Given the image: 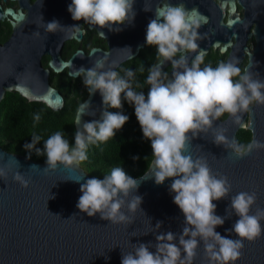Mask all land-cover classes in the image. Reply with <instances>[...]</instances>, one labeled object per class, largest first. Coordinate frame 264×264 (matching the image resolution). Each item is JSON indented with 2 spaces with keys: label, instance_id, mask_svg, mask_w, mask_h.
<instances>
[{
  "label": "water",
  "instance_id": "95a60500",
  "mask_svg": "<svg viewBox=\"0 0 264 264\" xmlns=\"http://www.w3.org/2000/svg\"><path fill=\"white\" fill-rule=\"evenodd\" d=\"M226 1L228 12L224 24L221 16ZM238 2L244 9L242 19L237 18L233 0H218V3L213 0H134V19L118 25L120 31L100 29L87 23L88 27L94 26L98 34L104 32L107 52L92 47L88 55H83L81 50H77L68 61H63L58 56L61 41L70 36L79 39L81 34L80 29L72 32L73 19L68 12L71 0H35L30 5L28 0H18L25 13L19 9L17 13L12 12L11 8H4V12L0 9L1 19L9 12L16 20L12 22L7 18L11 22L12 33L0 46V101L6 92L15 91L28 101H42L53 110L62 108V96L56 88L46 83L47 69L39 67V53L49 52V64L55 70L68 65V72L72 76L77 75L81 66L90 68L100 58L105 59L106 67L114 65L137 51L146 36L147 24L155 17V9L165 4L183 5L189 13V21L198 23L197 31L202 38L197 43L201 49L206 50L209 44L215 45L221 41L219 49L222 51L231 43L229 38L233 34L235 42L225 62L238 64L243 51H247L244 40L253 32L256 45L253 47L251 44L252 52H248L245 69L252 73L253 78L264 79V0ZM207 18V23L203 25L202 21ZM52 20L66 27L49 33L44 23ZM252 21L254 28L248 32ZM191 54L195 55L189 52V59L192 58ZM171 71L172 68L169 70L170 76ZM85 101L91 103L95 115H82L76 124L77 110ZM102 110L99 92L88 93L76 108L73 120L75 130H82L84 122L100 120ZM239 115L241 124H235L228 114L224 120L215 121L213 129L193 138L188 146V153L193 158L205 157L213 174L225 175L231 183L229 196L213 201L217 205L216 214L225 219L224 224L215 230L231 239L238 237L226 230H230L239 219L230 208L231 196L242 191L255 192L257 199L250 214L255 213L257 208L264 209V149L253 150L249 155L238 158L231 150L213 142L216 125L226 129V135L235 140L238 129L248 125L252 132L249 143L253 136L264 141V105L254 103L247 112ZM150 166L151 162L141 176L135 177L140 182L138 189L132 193L142 197L140 207L143 211L138 208L134 214L127 213L132 217L130 224H113L101 219L99 213L90 217L76 207L82 195L80 184L93 177L80 164L66 167L58 163L55 170L45 173L46 162L7 151L0 145V167L7 172L6 179L0 177V264H121L122 252L132 251L133 244L148 242L152 245L149 250L154 252L156 235L171 231L178 236L185 218L173 202L174 193L169 191L172 178L157 185L154 177L150 176ZM17 171L29 180L27 188L13 180ZM128 199H131V195ZM124 211L127 212V209ZM73 215L75 218L68 219ZM157 222H161L159 229L155 227ZM261 225L264 229V220ZM242 252L235 264H264V232L252 242L245 240ZM197 253L193 264H208L202 242Z\"/></svg>",
  "mask_w": 264,
  "mask_h": 264
},
{
  "label": "clouds",
  "instance_id": "9594fccd",
  "mask_svg": "<svg viewBox=\"0 0 264 264\" xmlns=\"http://www.w3.org/2000/svg\"><path fill=\"white\" fill-rule=\"evenodd\" d=\"M133 5L134 0H71L68 12L74 21L82 20L100 29L120 31L118 25L134 19ZM44 25L49 33L66 27L57 20ZM198 27L197 22L189 21V13L183 5L157 7L155 18L146 27L145 41L155 47L157 61L148 68L147 95L134 90L133 70H125V76L120 77L114 65L106 67L105 59H97L90 68L81 66L78 75L90 95L99 92L103 105L101 119L84 122L82 130L75 131L71 147L61 131L44 140L43 150L36 147L41 141L36 134H32L31 142L24 145L28 150L35 149L38 155L46 154L45 173L55 170L58 163L66 167L80 164L87 160L90 145L115 137L128 121L129 117L122 112L108 110L123 107L122 93L123 100L134 106L143 137L151 142L150 176L157 185L172 178L169 191L174 193L173 202L185 219L178 236L171 231L159 233L155 237L154 252L149 250L151 242L133 244L132 251L122 252L121 264H193L201 242L208 264H235L243 255L244 241L252 242L264 232L261 225L264 209L257 208L250 214L257 195L244 191L230 197V208L239 219L226 231L234 232L238 238L222 236L215 230L225 219L216 214L217 205L213 201L228 197L231 183L225 175H214L205 157L193 158L188 153L192 139L213 129L214 122L225 113L239 125L240 113L247 112L254 103L264 105V79L253 78L249 70H242L235 62L221 61L215 67L204 64L206 51L197 43L202 38ZM101 35H105L104 32ZM189 52L195 53L191 59L187 55ZM167 62L172 68L171 76L163 70ZM136 87L141 85L137 83ZM82 115H95L90 102L85 101L79 106L76 124ZM40 119L39 113L34 114L36 122ZM252 131L254 133V129ZM213 142L231 150L238 158L253 150L264 149V141L254 136L248 144L237 143L219 125L215 127ZM0 177L7 178L5 168L0 167ZM13 180L24 188L29 185V180L19 171L13 175ZM139 182L122 167H114L103 179L92 177L80 184L82 195L76 207L90 217L99 213L101 219L113 224H130L132 217L127 213L134 214L141 209L142 197L132 195ZM130 195L131 199H128ZM73 218L75 215L68 219ZM155 227L159 229L161 222Z\"/></svg>",
  "mask_w": 264,
  "mask_h": 264
},
{
  "label": "trees",
  "instance_id": "16d2710c",
  "mask_svg": "<svg viewBox=\"0 0 264 264\" xmlns=\"http://www.w3.org/2000/svg\"><path fill=\"white\" fill-rule=\"evenodd\" d=\"M78 102L71 105L66 103L62 108L53 110L43 103L28 101L15 91L4 94L0 101V145L3 149L23 154L31 159L46 162V154L38 155L35 149L24 147L30 143L32 134L41 137L36 145L43 150L44 140L56 131H61L70 147L74 145V115ZM109 111H112L109 109ZM39 113V122L34 120V114ZM126 128V129H125ZM251 133L241 129L236 134V141L247 144ZM150 140L143 137L140 125L126 122L116 132L115 137L103 143L90 145L87 149V160L80 166L91 176L103 178L110 174L114 167H122L133 178L141 176L152 159ZM133 157H139L133 159Z\"/></svg>",
  "mask_w": 264,
  "mask_h": 264
},
{
  "label": "flooded vegetation",
  "instance_id": "af4514ba",
  "mask_svg": "<svg viewBox=\"0 0 264 264\" xmlns=\"http://www.w3.org/2000/svg\"><path fill=\"white\" fill-rule=\"evenodd\" d=\"M34 1L35 0H28L29 5L32 4ZM213 1L214 3H218V0H213ZM233 4H234V11L237 13V18L242 19L244 13L243 7L239 4L238 0H233ZM4 8H11L12 12L14 13H17V9H19L21 13H25V8L19 6L18 0H0V9L2 12H4ZM227 12L228 9H227V1H226L223 5V14L221 16V22L224 24H226L227 21ZM5 15L2 17V19L0 18V46H2V44L9 39L12 33V25L9 20H11L12 22L16 21L12 17L11 13L6 12ZM207 21L208 18L205 21H202L203 25H205ZM71 28H72V32H75L77 29H80L81 34L79 36V39H76L74 36H70L61 41L60 46L58 47V56L61 60L68 61L70 56L77 50H81L83 55H88L92 47H98L103 51L107 52L108 50L107 39L105 36L98 34L94 26L88 27V24L86 22H83L82 20L79 23L73 20ZM253 28H254V22L252 21L248 27V32H251ZM229 40L231 41V43L229 45H226L222 51H220L219 49L222 43L221 41H219L215 45L209 44L207 49L205 50L206 55L204 59V64H211L213 67H215L219 62L221 61L225 62L226 58L228 57L230 48L235 42V36L233 34H230ZM243 44L247 48V51H243L242 57L240 58L237 64L239 67H241L242 70L245 69V64L248 61V52L250 51L252 52L251 44L253 47L256 45L255 34L252 32L250 36H247ZM193 56L194 54H191V57ZM49 59H50L49 52L39 53V58H38L40 64L39 67L47 69L46 72L47 85L49 87L56 88V91L63 98V106L68 102H71V105H74L76 104V102H78L77 104L78 106L79 103H81L88 95V91L82 83V77L78 75V70L76 72L77 73L76 76H72L69 74L68 65L62 66L58 70H55L54 67L51 64H49ZM156 62H157L156 49L154 46L147 45L144 38L143 42L138 45L137 51L134 54L114 64V70L119 73L120 77L125 76V70L127 69L133 70L135 73L132 80L134 90L137 92L143 91L145 95H147L149 86L145 83V80L148 75V68L151 67V65L155 64ZM203 66L204 65L202 64L201 67ZM170 68H171L170 62H168L164 66L163 70L169 73ZM141 69H143L142 72L140 71ZM234 79H238V78H234ZM137 83H139L141 87L137 88L136 87ZM121 97H122L123 107L121 109H113V108H109V109L112 110L113 112H118V111L122 112L123 114L129 117L127 122L134 124L135 122H137V118L134 112V106L130 105L127 101L123 100V93L121 94ZM36 102H40L46 105L42 101H36ZM227 115L228 114L225 113L219 119L224 120L227 117ZM248 117L249 115L247 114V119ZM241 129L249 130L246 127H242L239 128L238 131ZM250 133H251V137H250L251 139L252 132L250 131Z\"/></svg>",
  "mask_w": 264,
  "mask_h": 264
}]
</instances>
